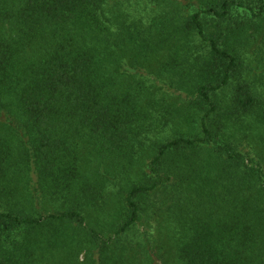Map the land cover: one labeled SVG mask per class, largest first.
Here are the masks:
<instances>
[{
	"label": "trees",
	"instance_id": "obj_1",
	"mask_svg": "<svg viewBox=\"0 0 264 264\" xmlns=\"http://www.w3.org/2000/svg\"><path fill=\"white\" fill-rule=\"evenodd\" d=\"M0 264H264V0H0Z\"/></svg>",
	"mask_w": 264,
	"mask_h": 264
}]
</instances>
